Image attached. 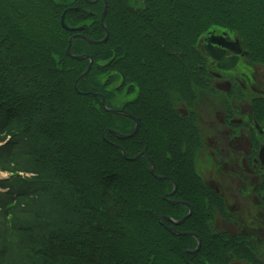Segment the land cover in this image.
Masks as SVG:
<instances>
[{
  "label": "trees",
  "instance_id": "obj_1",
  "mask_svg": "<svg viewBox=\"0 0 264 264\" xmlns=\"http://www.w3.org/2000/svg\"><path fill=\"white\" fill-rule=\"evenodd\" d=\"M86 1L0 0V264H196L211 248L189 254L195 239L158 222L182 208L162 199L168 184L145 158H127L147 150L171 98L197 85L204 35L236 37L264 67V0ZM104 1L108 39L89 44L82 37H104ZM68 8L80 11L66 27L81 31L60 25ZM72 36V55L92 60L81 79L89 60L65 55ZM99 95L137 120L133 137L108 132L134 122L105 112ZM152 160L164 177L161 156ZM197 218L173 229L197 233Z\"/></svg>",
  "mask_w": 264,
  "mask_h": 264
},
{
  "label": "flooded vegetation",
  "instance_id": "obj_2",
  "mask_svg": "<svg viewBox=\"0 0 264 264\" xmlns=\"http://www.w3.org/2000/svg\"><path fill=\"white\" fill-rule=\"evenodd\" d=\"M206 46L236 58V64L219 69ZM198 47L204 61L197 65V85L189 96L171 98L167 120L136 155L144 153L148 165L147 158L161 156L166 202L182 208L180 218L167 221L169 227L189 212L198 215L196 253L202 243L211 250L196 264H264V78L260 84L253 79L264 67L251 65L239 40L226 33L204 35ZM201 95L221 98L205 120L196 110ZM184 222L181 229L188 228Z\"/></svg>",
  "mask_w": 264,
  "mask_h": 264
},
{
  "label": "water",
  "instance_id": "obj_3",
  "mask_svg": "<svg viewBox=\"0 0 264 264\" xmlns=\"http://www.w3.org/2000/svg\"><path fill=\"white\" fill-rule=\"evenodd\" d=\"M68 11H70V10H65V11L63 12V14H62V16H61V19H60V24H61L62 27H63L65 30H67V31H77V30H80V29H77V30H70V29H67V28L65 27V25H64V16H65V14H66ZM105 13H106V8L104 7L103 12L101 13V16H100V24H101L102 28H104V25H103V19H104ZM104 31H105V36H104V38H103L102 40L97 41V42H94V41H91V40L86 39V41H87L88 43H90V44L105 43L106 40H107V38H108V34H107V31H106L105 28H104ZM72 40H73V38H70L69 41H68V45H67L66 50H65V54H66V56L69 57V58H73V59H75V60H78V61H82V60H84V59H88V60H89V64H88V66H87V69H86L85 72H84L83 74H81L80 77H79V78L81 79V78H83L84 75L87 74V72L89 71V69H90V67H91V64H92V60H91L89 57H86L85 55H81V56H72L71 53H70V44H71V41H72ZM236 46L238 47V45H236ZM224 47H225V46H224ZM226 48H227V47H226ZM228 49L232 50V48H228ZM204 50H205L206 54H207L209 57H211L214 61L217 62V67H218L219 69H222V70H229V69H231V68L236 64V58H230V59H225V58H223V51L220 50V49H217V48H214V47H211V46H206V47H204ZM236 53H239V51L237 50ZM99 97H100V99H101V105H102L103 110H104L105 112H109V113L114 114V115L118 114V112H117L116 110L106 108L105 105H104V98H103V96H102V95H99ZM122 115L125 116V117L132 118V119L134 120V122H135V127H134V129H133L128 135H121V134H118L117 132H114V131H111V130H109L108 132H110L111 134H113V135H114L116 138H118V139H127V138L132 137V136L136 133V131H137V127H138V123H137V121H136L133 117L129 116L128 114H122ZM102 138H104V134H102ZM117 147H118L119 150L122 152L121 147H119V146H117ZM122 153H123V152H122ZM138 157H139V155H137V156H135V157H133V158H131V159H128V160L134 161V160H136ZM260 158H261L262 160H264V150H262V151L260 152ZM148 161H149V172H150L151 174H153V164H152V162H151L150 160H148ZM155 177H156L157 180L163 179L162 177H158V176H155ZM162 198H163V199H166V196L163 195ZM176 203H181V202H173V201L171 202V201H170V204H176ZM189 216H190V212H189L186 216H184L182 219H180L179 221H177V222H173V225L178 226V225L182 224L183 221H184L185 219H187ZM163 219H166L167 221L171 222L170 218H168V217H166V216H161V217H159V218H158V222H161ZM165 229H166L168 232L173 233V230H172L171 228L165 226ZM176 235L181 236V235H186V234H184V233H176ZM190 235L194 236V234H190ZM197 249H198V247H197L194 251H192L191 253H195V252L197 251ZM186 253H187V252H186Z\"/></svg>",
  "mask_w": 264,
  "mask_h": 264
},
{
  "label": "rangeland",
  "instance_id": "obj_4",
  "mask_svg": "<svg viewBox=\"0 0 264 264\" xmlns=\"http://www.w3.org/2000/svg\"><path fill=\"white\" fill-rule=\"evenodd\" d=\"M97 0H93V1H89V3L90 4H93V3H95ZM104 7H106V3H105V1H104V6H103V9H104ZM65 10H70V11H68L67 13H69V12H74V11H80V9H77V8H68V9H65ZM64 10V11H65ZM63 11V12H64ZM63 12H62V14H63ZM102 12H103V10H102ZM66 13V14H67ZM62 14H61V16H62ZM66 14H65V16H66ZM65 16H64V18H65ZM60 19H61V17H60ZM65 23V22H64ZM61 25V24H60ZM218 33H220V32H218ZM221 33H224V32H221ZM209 34H211V33H208V35ZM76 36H78V35H76ZM104 36H105V34H104ZM227 36H231V35H227ZM208 37V36H207ZM104 38V37H103ZM66 50V49H65ZM264 78V73H261V72H258L257 70H255L254 71V73H253V79L258 83V84H260V82H261V80ZM246 93H247V96L248 97H250V96H252V94L250 93V88H249V84H247L246 85ZM221 98H218L217 96L216 97H214V96H208L207 95V97L206 96H204V95H201L200 96V98H199V100L197 101V103H196V110L197 111H199L200 112V114H201V119L202 120H205L206 118H208L209 117V115L210 114H212L213 112H214V109H215V106H216V104L218 103V101H221L220 100ZM247 102H248V100H247ZM113 135V134H112ZM115 137V136H114ZM116 138V137H115ZM117 139V138H116ZM5 173H2V172H0V181L1 180H5ZM0 192H2V190L0 189ZM171 228V227H170ZM172 230H173V233H177L173 228H171ZM177 236H179V235H177ZM199 248V246L198 245H196L195 246V249L196 248ZM198 250V249H197ZM186 254H188V253H186V252H183L182 254H181V257H184Z\"/></svg>",
  "mask_w": 264,
  "mask_h": 264
},
{
  "label": "bare ground",
  "instance_id": "obj_5",
  "mask_svg": "<svg viewBox=\"0 0 264 264\" xmlns=\"http://www.w3.org/2000/svg\"><path fill=\"white\" fill-rule=\"evenodd\" d=\"M139 159V158H138ZM138 159H136V160H138ZM136 160H134V161H136ZM151 175H153L154 176V174H151Z\"/></svg>",
  "mask_w": 264,
  "mask_h": 264
}]
</instances>
